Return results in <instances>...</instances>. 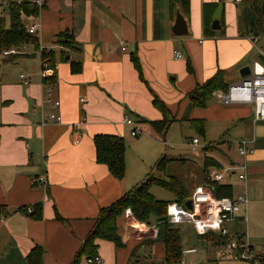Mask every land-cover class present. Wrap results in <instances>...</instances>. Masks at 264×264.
I'll use <instances>...</instances> for the list:
<instances>
[{"label": "crops", "instance_id": "1", "mask_svg": "<svg viewBox=\"0 0 264 264\" xmlns=\"http://www.w3.org/2000/svg\"><path fill=\"white\" fill-rule=\"evenodd\" d=\"M39 1L38 15L31 20L38 46L27 44L26 54L12 60L19 68L18 75L0 77V264H28L27 256L36 246L43 250L42 264H70L100 208L122 197L150 173L140 163L133 168L138 153L133 157V151L127 152L132 146L125 151L123 178H115L106 165L96 161L93 136L115 134L134 142L131 125L124 122L129 117L141 129L134 137L146 130L165 138L167 132L162 135L150 123L162 119L152 105L153 96L161 99L177 120L178 111L188 103L187 94L216 71H223L227 85L243 77L240 70L246 66L250 69L252 64L248 37L264 35L263 0H189L187 14L179 8L187 26V34L180 36L171 32L175 8L170 0ZM219 5V28L212 29ZM63 30H69L80 47L69 53L70 61L81 62L77 73L71 72L69 60L59 57L56 36ZM42 48L55 51L53 96L60 102L58 108L43 103ZM174 51L182 57L174 58ZM131 54L138 57L142 78ZM20 75L29 83L24 84ZM50 112L58 113L61 122L41 124V115ZM190 118L202 120L200 134L208 144L203 147V176L196 174L190 179L188 175L187 186L177 177L185 189L191 194L194 187L205 185L214 192L207 174L216 170L224 172L219 184L230 186L221 196L214 193L217 197L245 195L248 201L264 200V120H254V106L223 104L212 97L206 107L192 108ZM229 126L233 127L228 134L231 140L226 141L229 143H213L211 133L217 130L216 134L224 135ZM241 139L252 140L253 153L245 159L237 149ZM212 149L218 154L207 155ZM167 159L165 170L171 161H186ZM244 162L246 180L241 181L234 167ZM42 175L45 183L37 184ZM36 204L41 207L40 219L20 211L23 207L33 209ZM56 213L65 223L56 219ZM244 215L247 205L236 221L247 222L241 219ZM128 221L124 213L116 219L124 247L96 240L101 264H121L130 251L141 248L145 254L154 244L164 257L162 243L144 246L142 241L153 237L137 235L151 231L154 219L150 224ZM138 223L146 224L139 226L144 230L137 229ZM206 237L222 248L221 256L226 255L223 244L211 238L215 235ZM83 257L78 264H88Z\"/></svg>", "mask_w": 264, "mask_h": 264}, {"label": "trees", "instance_id": "2", "mask_svg": "<svg viewBox=\"0 0 264 264\" xmlns=\"http://www.w3.org/2000/svg\"><path fill=\"white\" fill-rule=\"evenodd\" d=\"M170 3L175 8L178 6L181 11L188 13L189 0H170ZM40 6L35 2L29 0H9L3 6L0 13V53L11 47H22L23 45L32 44L38 46L37 37L35 33H30L29 28L32 26L31 20L37 17ZM57 46H61L59 50V57L61 60H69V53L71 51L80 50L79 44L75 40L73 34L69 30L60 31L56 36ZM41 58H47L48 61L54 63L55 51L51 49L42 48L40 51ZM20 55H12L5 58L6 61H12ZM130 59L137 70L140 78L141 67L136 54H131ZM70 69L72 73H77L81 69V62L69 60ZM188 71H191L189 60L186 63ZM56 75L54 76V80ZM227 84L223 78V71L218 70L216 73L207 79L202 84L197 85L191 92L187 94L189 104L193 107H206L213 97V92L216 90H225ZM152 105L161 112L162 119L151 121V125L157 132L164 135L170 124L175 120L166 104L157 96H153ZM190 122L192 128L199 134L203 133L202 120L182 117ZM139 121L145 122L140 118ZM93 143L95 148V159L98 163L107 166L108 171L117 179H122L125 172V151L126 144L123 137L115 134H95L93 136ZM170 161L162 155L156 162L154 169L164 173L166 164ZM210 182V181H209ZM214 193L221 196L227 193L230 189L229 185L219 184L211 181ZM152 184L160 186L170 191L176 201L184 204L190 193L185 189L182 182L170 175L163 177L161 175L154 176L152 173L147 176L131 190L127 191L122 197L114 201L108 206L100 208L94 223L83 241L80 244L78 251L75 253L70 264H78L81 257L89 258L97 255L98 243L97 239L110 241L115 247H122L123 241L117 233L116 219L120 216L126 208H130L132 217L136 222L150 224L151 218L157 227V235L155 238H148L142 241L143 245L152 244L155 242L162 243L164 246L163 261L165 264H177L182 258L181 236L178 228L167 222L166 205L171 201L161 200L155 198L150 192ZM20 211L26 212V208H21ZM27 213V212H26ZM33 219L41 218L40 204L33 207V212L28 213ZM6 214H3L5 216ZM56 219L65 223V220L55 214ZM201 236H214L212 233H207ZM208 238V237H206ZM228 241V238L216 236V242L223 245ZM133 255V252L132 254ZM43 250L36 246L27 256L28 264H42Z\"/></svg>", "mask_w": 264, "mask_h": 264}, {"label": "built area", "instance_id": "3", "mask_svg": "<svg viewBox=\"0 0 264 264\" xmlns=\"http://www.w3.org/2000/svg\"><path fill=\"white\" fill-rule=\"evenodd\" d=\"M239 1V0H237ZM7 4L0 0V13L3 6ZM40 6V1L36 2ZM30 33H35L33 26L29 28ZM252 44V64L249 73L241 77L237 81L229 83L225 90H216L213 92V97L223 104H251L254 106V120H264V66L259 56H264V35L250 34L248 37ZM59 50L61 46H57ZM27 45L22 47H11L1 52L3 56L24 55L26 54ZM124 49V47H122ZM41 56V55H40ZM174 58H181L182 55L178 51L173 52ZM56 73L55 66L48 59L41 58L40 75L42 84L45 88L44 104L50 105L52 108H58L60 102L53 96L54 76ZM24 84H28L23 75H20ZM42 106V103H41ZM61 116L56 112L41 115V124L59 123ZM124 122L131 125L130 135L137 136L141 129L139 125L131 118L126 117ZM198 139L191 140V149L197 144ZM252 140L241 139L237 142L239 154L245 159L253 153V148L250 146ZM238 170V179L246 180L247 166L242 163L240 166L234 167ZM208 180L212 182H221L224 178L223 171L212 170L207 174ZM45 176H39L36 180L37 184L45 183ZM188 200L190 206L187 207L182 203L172 201L166 205L167 222L171 225H176L181 222H190L195 231L204 235L207 233H216L218 236L228 238V241L223 245L225 254L234 261H246L249 264H264V241L258 246V250L254 251L253 246L248 242V239L243 234L230 235L226 224L234 222L239 217V212L248 203L245 195H238L235 198L217 197L211 188L203 185H198L192 190ZM187 200V201H188ZM27 213H32V208H26ZM126 217H132L130 208L124 210ZM247 221L244 215L241 217ZM135 221V220H134ZM132 224V223H130ZM137 229L144 230L139 226L146 224H137ZM157 235L156 224L152 227L151 236L155 238ZM89 264H101L102 259L99 255L86 258ZM177 264H186L183 260H179Z\"/></svg>", "mask_w": 264, "mask_h": 264}, {"label": "rangeland", "instance_id": "4", "mask_svg": "<svg viewBox=\"0 0 264 264\" xmlns=\"http://www.w3.org/2000/svg\"><path fill=\"white\" fill-rule=\"evenodd\" d=\"M5 58L6 57L0 53V77L18 75L19 68L13 65L15 62H8ZM185 98L188 99V97ZM188 104L189 100L185 108L181 110V112L178 111L177 120L172 122L165 138L161 137L157 133L149 134L145 130L138 137H133V139H135L134 142H130L129 138L124 140L128 150L133 146L132 149L127 152L131 154L133 151V157L135 155L134 152L138 153L134 157L137 159L135 160L136 165L133 164V168H136L140 163L142 164L144 171L148 168L147 171L152 173L154 176L161 175L163 177H167L174 175L184 182L188 175H191L190 179L196 176V174L200 177L203 176V147L208 144V140L191 128L188 120L182 119V117L190 118L192 108L189 107ZM175 114L177 115V113ZM173 116L176 118L175 115ZM208 125H210V123ZM232 130L233 127L229 126L224 135L222 134L223 136L220 135V132L219 134H216L217 130H215V134L211 133V136L214 139L213 143L216 145H227L229 142L226 141L231 140L228 134L231 133ZM192 138H197L199 140V143L194 146L195 150L191 149ZM197 153L199 155H197ZM208 153L218 154L215 149L210 150V152H206L207 155H209ZM161 155H164L167 158H186V161L185 163H181L179 160L171 161L165 172L161 173L153 168L157 159ZM190 179H188V181ZM185 183L187 186V182ZM150 192L157 199L166 201L173 200V194L170 191L155 184L151 185ZM245 216L247 217V222H230L227 223L226 227L230 235L243 234V236L247 238L248 242L253 246L254 251H257L258 246L264 241V200L251 201V199H249L247 204V215ZM128 219V222L130 223L134 224L136 222L131 217H128ZM175 227H177L180 231L182 260L186 264H248L246 261L231 260L227 255L221 256L220 253L223 252L222 248L215 245L213 241L207 239L205 236L199 235L191 224L180 223ZM122 229L123 225L121 224V230ZM151 234L152 229L151 231L143 233L138 232L137 235L143 238L144 236H150ZM213 235L218 236L216 233ZM211 238L216 240L215 237ZM192 248L195 250L194 252H185L187 249ZM150 250L151 252L147 251L145 254H142L141 248L139 250L134 249L132 251L133 255H131L132 252L130 251L126 260L121 264H165L162 257L163 252L156 244H154Z\"/></svg>", "mask_w": 264, "mask_h": 264}, {"label": "water", "instance_id": "5", "mask_svg": "<svg viewBox=\"0 0 264 264\" xmlns=\"http://www.w3.org/2000/svg\"><path fill=\"white\" fill-rule=\"evenodd\" d=\"M220 12H221V6L219 5L217 7V9L215 10L214 15H213V21H212V24H211L212 29H218L219 28ZM261 12H262V15L264 16V0L262 1V4H261ZM171 32L174 35H178V36L187 34L186 21L184 19V15L180 12V9H179L178 6L175 7V18H174L173 26L171 28ZM259 58L262 61H264V57L259 56ZM248 73H249V67H247V66L240 70V75L241 76H245ZM185 205L187 207H189L190 206V201L189 200L186 201Z\"/></svg>", "mask_w": 264, "mask_h": 264}]
</instances>
